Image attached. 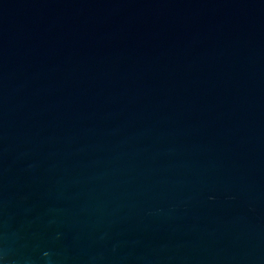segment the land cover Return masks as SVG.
<instances>
[{"label": "water", "instance_id": "95a60500", "mask_svg": "<svg viewBox=\"0 0 264 264\" xmlns=\"http://www.w3.org/2000/svg\"><path fill=\"white\" fill-rule=\"evenodd\" d=\"M0 264H264V0H0Z\"/></svg>", "mask_w": 264, "mask_h": 264}]
</instances>
